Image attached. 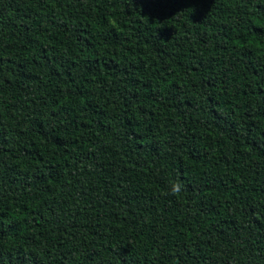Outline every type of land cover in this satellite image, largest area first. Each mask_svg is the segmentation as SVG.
Segmentation results:
<instances>
[{
  "label": "trees",
  "instance_id": "16d2710c",
  "mask_svg": "<svg viewBox=\"0 0 264 264\" xmlns=\"http://www.w3.org/2000/svg\"><path fill=\"white\" fill-rule=\"evenodd\" d=\"M0 264H264V0H0Z\"/></svg>",
  "mask_w": 264,
  "mask_h": 264
},
{
  "label": "clouds",
  "instance_id": "9594fccd",
  "mask_svg": "<svg viewBox=\"0 0 264 264\" xmlns=\"http://www.w3.org/2000/svg\"><path fill=\"white\" fill-rule=\"evenodd\" d=\"M179 191H180V186L179 185H174L173 192L178 194Z\"/></svg>",
  "mask_w": 264,
  "mask_h": 264
}]
</instances>
